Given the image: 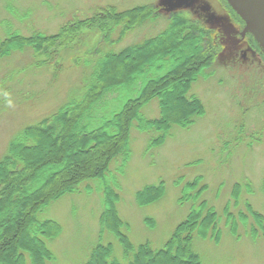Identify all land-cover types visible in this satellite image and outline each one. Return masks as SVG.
Wrapping results in <instances>:
<instances>
[{
  "label": "rangeland",
  "instance_id": "374dc122",
  "mask_svg": "<svg viewBox=\"0 0 264 264\" xmlns=\"http://www.w3.org/2000/svg\"><path fill=\"white\" fill-rule=\"evenodd\" d=\"M136 7L148 10L142 12L147 15L142 23L135 16L114 19V14ZM95 15L96 29L82 26L78 40L55 48V53L53 48L35 52L27 47L0 58V93L10 94L7 98L0 94V159L24 127L81 94L89 61L100 43L108 41L111 51H120L161 32L173 16L178 24L182 18L189 26L186 30L183 25L184 33H202L201 44L209 53L208 67L189 92L202 104L203 113L187 127H171L157 147H148L155 134L139 132L134 122L127 159L120 156L111 162L105 182H83L75 193L43 208L38 220L56 222L60 228L56 239L46 241L54 256L47 264H84L97 245H112L113 258L126 262L118 240L100 226L106 185L119 196L116 211L128 226L122 232L133 247L148 243L153 250L162 249L191 210L204 202L217 214L219 238L202 239L199 229L193 233L192 251L201 264H264L262 225L247 211L249 204L264 218V50L251 33L243 32L245 22L227 0H0V45L10 31L23 38L34 32L53 35L62 26ZM178 51L181 58L190 55L180 46ZM180 84L166 86L165 92L174 87L176 93ZM129 93L121 97L136 95ZM117 96L115 92L109 100ZM9 99L14 108L7 106ZM158 111L152 100L142 114L154 119ZM48 162L38 168L44 172L41 181L60 170L47 168ZM161 182L164 195L158 201L144 206L135 202L144 187ZM192 183L194 187H189ZM236 185L238 200L233 197ZM232 222L237 225L235 234Z\"/></svg>",
  "mask_w": 264,
  "mask_h": 264
},
{
  "label": "trees",
  "instance_id": "16d2710c",
  "mask_svg": "<svg viewBox=\"0 0 264 264\" xmlns=\"http://www.w3.org/2000/svg\"><path fill=\"white\" fill-rule=\"evenodd\" d=\"M146 11V8L136 7L126 10L125 14H114V19L135 16L142 23L147 16L142 12ZM183 25L182 18L178 24L173 16L161 32L117 52L109 49L113 44L108 41L100 43L102 46L95 49L89 61L87 82L81 87V96L39 122L24 127L9 142L6 154L0 159V208L5 207L7 215L0 212V264H47L54 261L46 241L60 235L59 225L50 220L40 221L37 214L52 201L75 193L83 182H105L111 162L120 156L127 159L134 122L139 132L155 134L149 137L148 147H157L164 143L171 127H187L201 116L202 104L189 92L208 67L209 53L201 44L202 33L198 36L184 33ZM82 26L97 28V15L71 26H62L53 35L34 32L33 36L23 38L10 31L8 39L0 45V58L10 56L14 49L27 47L35 52L53 48L52 53H55V48H65L75 41ZM185 27L188 30L189 26ZM179 46L190 55L181 58ZM177 83L181 84L176 93H173L174 87L165 92L166 86ZM115 92L118 96L109 100ZM124 92H136V95L129 93L121 97ZM152 100L157 101L158 117L147 119L142 109ZM47 161V168L60 170L41 181L40 174L44 176V172L38 168ZM33 168L34 174L29 175ZM194 185L189 184V187ZM239 190L238 185L234 186L235 200H238ZM200 194L195 196V201L199 200ZM162 195L164 185L161 182L144 187L137 193L135 202L148 205ZM118 199L114 189L106 185L105 210L100 217V226L103 232H110L118 240L126 262L113 258L112 245H97L84 264H201L192 251L193 233L199 229L202 239L219 238L216 212L200 202L175 228L162 249L153 250L148 243L135 248L122 232L128 226L116 211ZM15 207L18 209L13 214L7 213ZM247 211L262 225L260 230L264 240V218L249 204ZM244 216L240 215L245 221ZM236 227V222H232V234L236 233Z\"/></svg>",
  "mask_w": 264,
  "mask_h": 264
},
{
  "label": "water",
  "instance_id": "95a60500",
  "mask_svg": "<svg viewBox=\"0 0 264 264\" xmlns=\"http://www.w3.org/2000/svg\"><path fill=\"white\" fill-rule=\"evenodd\" d=\"M227 2L245 22L243 32L251 33L264 50V0H227Z\"/></svg>",
  "mask_w": 264,
  "mask_h": 264
},
{
  "label": "clouds",
  "instance_id": "9594fccd",
  "mask_svg": "<svg viewBox=\"0 0 264 264\" xmlns=\"http://www.w3.org/2000/svg\"><path fill=\"white\" fill-rule=\"evenodd\" d=\"M0 94L4 95L6 98L9 97V95H10L7 92H3V93H0ZM7 106L10 107V108H14L15 107V105L12 103V101L10 99L8 100V105Z\"/></svg>",
  "mask_w": 264,
  "mask_h": 264
},
{
  "label": "flooded vegetation",
  "instance_id": "af4514ba",
  "mask_svg": "<svg viewBox=\"0 0 264 264\" xmlns=\"http://www.w3.org/2000/svg\"><path fill=\"white\" fill-rule=\"evenodd\" d=\"M245 37H246V35H245ZM245 37H244L243 39H245ZM239 41H240V40H239ZM242 41H243V40H242ZM242 41H241V42H242Z\"/></svg>",
  "mask_w": 264,
  "mask_h": 264
}]
</instances>
